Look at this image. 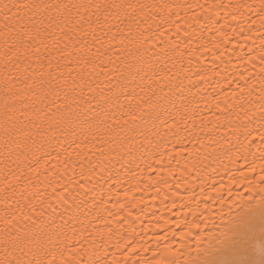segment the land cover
<instances>
[{"label": "bare ground", "instance_id": "6f19581e", "mask_svg": "<svg viewBox=\"0 0 264 264\" xmlns=\"http://www.w3.org/2000/svg\"><path fill=\"white\" fill-rule=\"evenodd\" d=\"M0 264H264V0H0Z\"/></svg>", "mask_w": 264, "mask_h": 264}]
</instances>
